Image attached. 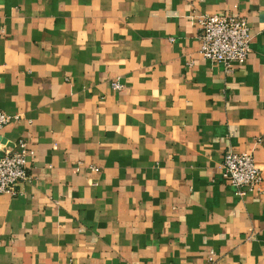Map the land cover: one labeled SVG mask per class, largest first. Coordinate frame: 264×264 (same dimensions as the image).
Masks as SVG:
<instances>
[{
  "label": "crops",
  "instance_id": "1",
  "mask_svg": "<svg viewBox=\"0 0 264 264\" xmlns=\"http://www.w3.org/2000/svg\"><path fill=\"white\" fill-rule=\"evenodd\" d=\"M212 13L251 28L232 71L200 53ZM0 108V147L36 150L0 264H264V183L241 197L222 166L264 174V0H0Z\"/></svg>",
  "mask_w": 264,
  "mask_h": 264
},
{
  "label": "built area",
  "instance_id": "2",
  "mask_svg": "<svg viewBox=\"0 0 264 264\" xmlns=\"http://www.w3.org/2000/svg\"><path fill=\"white\" fill-rule=\"evenodd\" d=\"M198 39L201 43L200 53L204 58L232 71L235 62L242 63L248 59L253 35L246 17L212 13L200 16ZM113 87L122 89L123 85L114 81ZM17 119L18 116L9 115L0 108V134ZM35 155L32 142L25 138L19 139L11 148L0 147V194L15 196L20 193L22 183L33 180L29 172V161ZM222 166L225 179L235 187L239 196L263 191L264 174L256 165L253 153L228 151L223 157ZM214 256L213 253L207 264L215 263Z\"/></svg>",
  "mask_w": 264,
  "mask_h": 264
}]
</instances>
